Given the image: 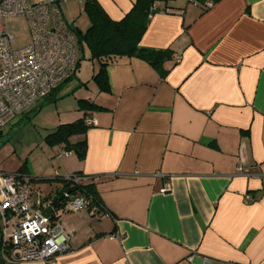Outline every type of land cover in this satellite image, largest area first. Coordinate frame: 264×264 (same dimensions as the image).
Masks as SVG:
<instances>
[{
	"label": "crops",
	"instance_id": "crops-1",
	"mask_svg": "<svg viewBox=\"0 0 264 264\" xmlns=\"http://www.w3.org/2000/svg\"><path fill=\"white\" fill-rule=\"evenodd\" d=\"M97 1L114 20L136 2ZM74 3L84 8V0H66L61 13L81 29ZM154 6L140 45L171 50L160 69L122 57L108 66L110 91L80 80L65 93L68 81L40 109L55 107L47 134L81 118L96 121L71 138L86 139L84 159L61 155L58 145L41 166L21 163L38 178H92L105 206L63 215L73 236L58 264H191V254L193 264H264V0ZM80 99L98 109L80 108Z\"/></svg>",
	"mask_w": 264,
	"mask_h": 264
},
{
	"label": "built area",
	"instance_id": "built-area-1",
	"mask_svg": "<svg viewBox=\"0 0 264 264\" xmlns=\"http://www.w3.org/2000/svg\"><path fill=\"white\" fill-rule=\"evenodd\" d=\"M64 1L0 0V18L23 15L32 34L29 44L15 48L14 38L0 22V132L77 70L78 42L70 23L62 16ZM95 123L93 118L86 120L89 126ZM237 171L245 173L243 166ZM63 177L73 186L84 181L74 173ZM170 188L168 183L162 191ZM58 197V206L45 216L44 210ZM91 205L92 200L80 191L45 195L29 173L0 168V256L9 264L31 260L58 264L59 256L71 250L73 236L62 226L63 215L82 209L96 214L97 207ZM187 260L193 264V254ZM209 261L204 258L203 264Z\"/></svg>",
	"mask_w": 264,
	"mask_h": 264
},
{
	"label": "trees",
	"instance_id": "trees-1",
	"mask_svg": "<svg viewBox=\"0 0 264 264\" xmlns=\"http://www.w3.org/2000/svg\"><path fill=\"white\" fill-rule=\"evenodd\" d=\"M190 1L204 2L206 0ZM155 2L156 0H136L131 10L123 18L114 20L104 11L97 0H84V11L90 21L89 26L87 29L82 30L74 26V22L70 23V27L77 37L80 53L77 69L82 58L85 57L86 50H88L89 59L97 60L100 63L98 72L93 76V81L100 91H110L108 66L117 62L122 57L140 58L156 69H160L164 61L172 58V53L169 49L154 50L140 45L141 38L150 22V15L158 11L154 6ZM74 77L75 73L66 82ZM63 84L46 96L38 108L32 110V112L34 111L32 116L26 114V118L31 121L43 104L59 99L58 93ZM80 86H86V82H81ZM79 106L85 110L98 109L96 105L84 99L79 100ZM86 120L87 118H81L71 123L60 124L54 131L46 135L45 141L52 147L58 145L64 146L63 150L75 152L80 159H84L87 150L86 139L72 142L71 138L76 135H84L87 132L91 126L86 124ZM25 167L26 163L21 165L18 171L26 173ZM74 174L84 179L77 186H73L64 177L34 178L37 182L57 181L61 184L56 186V193L58 194H61L64 190L71 192L80 191L92 200L91 207H97L96 214L104 212L105 206L99 198L95 182L92 178L80 173ZM0 264L9 263H6L0 256Z\"/></svg>",
	"mask_w": 264,
	"mask_h": 264
},
{
	"label": "rangeland",
	"instance_id": "rangeland-1",
	"mask_svg": "<svg viewBox=\"0 0 264 264\" xmlns=\"http://www.w3.org/2000/svg\"><path fill=\"white\" fill-rule=\"evenodd\" d=\"M72 6L73 16L78 20V25L81 29H84L88 23V17L84 8L81 9L82 6L79 8L78 3H74ZM0 22L4 25L5 31L14 38L13 47H22L31 42L32 34L30 25L25 16L15 15L3 17L0 18ZM99 67L100 63L97 60H90L88 50H86L85 57L82 58L77 69V76L69 81L62 88V91L67 93L70 91L69 86L72 84L74 85L80 80L83 82H92L93 76L98 72ZM70 96L73 95H68L67 100H72L73 97ZM54 109L55 107L52 104L44 106L42 110L39 111L38 115L34 117V119L32 118L31 121L23 114L1 130L0 148L6 145L9 147L0 151L1 168L16 172L24 161H27L28 168L30 164L34 163L35 166L38 164L40 166L42 165L44 153L49 155L51 153V147L45 141V136L48 132L44 127L53 126ZM33 113L34 111L31 112L30 116H32ZM57 185L61 184L57 181L37 182V187L42 190L45 195L54 196L57 191Z\"/></svg>",
	"mask_w": 264,
	"mask_h": 264
},
{
	"label": "water",
	"instance_id": "water-1",
	"mask_svg": "<svg viewBox=\"0 0 264 264\" xmlns=\"http://www.w3.org/2000/svg\"><path fill=\"white\" fill-rule=\"evenodd\" d=\"M1 133H2V132H0V134H1ZM60 201H61V197L56 198V199L53 201L52 206H49L48 208H46V209L44 210L43 214H44L45 216H49L50 213H51V211H52V208L58 206V204H59Z\"/></svg>",
	"mask_w": 264,
	"mask_h": 264
}]
</instances>
